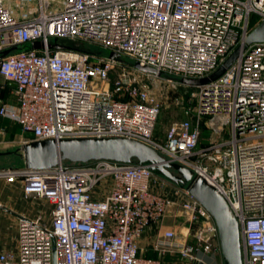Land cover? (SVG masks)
Returning <instances> with one entry per match:
<instances>
[{
  "label": "built area",
  "instance_id": "obj_1",
  "mask_svg": "<svg viewBox=\"0 0 264 264\" xmlns=\"http://www.w3.org/2000/svg\"><path fill=\"white\" fill-rule=\"evenodd\" d=\"M52 4L0 0V74L17 84L15 104L0 97V116L31 134L25 143L125 137L155 148L221 192L240 224L243 264H264V42L246 45L264 21V0H64L61 10ZM52 37L124 53L180 78L206 77L238 46L241 53L221 77L194 86L196 123L175 122L159 140L160 106L136 72L116 71L118 60L93 61L73 47L50 49ZM36 40L45 47L12 49ZM203 118L216 135L227 126L230 137L199 149ZM0 179L22 180L26 195L50 204L47 216L19 219L17 247L0 249V264H213L223 257L211 213L149 164L61 160L43 169L0 168ZM170 212L181 230L163 228ZM154 226L158 257L141 245Z\"/></svg>",
  "mask_w": 264,
  "mask_h": 264
},
{
  "label": "water",
  "instance_id": "obj_2",
  "mask_svg": "<svg viewBox=\"0 0 264 264\" xmlns=\"http://www.w3.org/2000/svg\"><path fill=\"white\" fill-rule=\"evenodd\" d=\"M257 42H264V21L253 28L246 38V45ZM30 47L39 50L45 46L43 41L36 40ZM48 47L50 49L71 48L57 42L56 39L50 42ZM12 49L4 51V54H8ZM240 53L241 46H238L214 72L206 77H183L180 81L189 86L210 83L232 67ZM109 57L119 60L120 53L112 51ZM134 67L146 73L162 75L155 68L143 66L139 62H135ZM13 85L17 84L13 82ZM3 154H18L24 159L25 167L34 169L49 168L57 165L61 160L89 162L107 159L121 163L137 161L149 164L166 179L186 186V189L211 213L219 229L224 264H243L240 224L221 192L204 176L178 162L169 161L158 150L143 142L125 137L45 139L23 143L14 151H0V155Z\"/></svg>",
  "mask_w": 264,
  "mask_h": 264
},
{
  "label": "rangeland",
  "instance_id": "obj_3",
  "mask_svg": "<svg viewBox=\"0 0 264 264\" xmlns=\"http://www.w3.org/2000/svg\"><path fill=\"white\" fill-rule=\"evenodd\" d=\"M63 1L64 0H53V4L50 9L61 10L63 7ZM13 7L16 9V5ZM257 20V16L252 15V25H255ZM51 40L54 41L55 38L52 37ZM59 41L71 47L75 46L88 50L92 54L93 61H97L102 57L109 58L110 53L112 52V50L102 48L99 45L74 41L68 38H61ZM134 63L135 61L133 59H131L126 54L121 53L115 70L119 71L122 66H125L126 68L136 72V74H138L140 78L143 79V82L147 84L151 97L155 99V101L160 106V114L155 131L156 138L159 140H164L169 127L175 122L189 120L193 123H196L197 116L195 114V109L197 100L194 94L196 92V88L194 86L182 84L180 82L181 78L173 74L163 73L161 76H158L137 70L134 67ZM115 74L116 72H113L112 75L114 76ZM119 97L126 98L127 95L122 94ZM208 121L209 118H203L201 120L202 136L198 147L199 149L209 146L212 140L226 139L230 137L227 126H223V129L220 131L221 133L216 135L209 127H207ZM25 135L30 136L31 134L25 133ZM10 137L11 136L8 134V128L6 126L0 125V151H14L17 149L14 144L10 143ZM134 163L138 162L135 161ZM0 166L7 168H22L23 162L21 159H19V157H17L16 154H3L0 155ZM182 226L183 224L181 223L180 227ZM0 227L2 228L1 235L4 238H11L13 240L12 247L16 248L18 230L7 225H5V227Z\"/></svg>",
  "mask_w": 264,
  "mask_h": 264
},
{
  "label": "crops",
  "instance_id": "obj_4",
  "mask_svg": "<svg viewBox=\"0 0 264 264\" xmlns=\"http://www.w3.org/2000/svg\"><path fill=\"white\" fill-rule=\"evenodd\" d=\"M13 6L14 3H11ZM3 80V81H2ZM0 97H2L6 102L16 103V86L13 82L0 79ZM0 125L6 126L8 128V134L10 137V143L14 144L19 148L26 140H29L30 136L25 135L22 129L12 120L0 116ZM19 159L22 160L23 166L25 167L24 159L16 154ZM0 168H7L0 166ZM50 210V204L45 198H39L34 196H28L25 193V184L22 180L10 183L5 179H0V226H11L18 230L19 219L20 218H30L34 219L38 216H47ZM182 222L179 218L175 217V214L170 212L169 216L165 218L164 229H175L181 230L180 224ZM0 227V249H10L15 250L13 246V240L10 238H4L1 235ZM157 227H152L141 240V245L144 246V253L150 257H158L159 254L156 252L152 243L156 236ZM17 244V242H16ZM17 247V245H16ZM213 264H223V257L218 256L216 259H210Z\"/></svg>",
  "mask_w": 264,
  "mask_h": 264
},
{
  "label": "trees",
  "instance_id": "obj_5",
  "mask_svg": "<svg viewBox=\"0 0 264 264\" xmlns=\"http://www.w3.org/2000/svg\"><path fill=\"white\" fill-rule=\"evenodd\" d=\"M31 45L28 43V44H23V45H21V46H19V47H17V49H19V50H27V49H30L31 47H30ZM73 48L74 49H77V50H82V51H87V52H89L88 50H85V49H82V48H78V47H75V46H73ZM2 78V76H1V74H0V79ZM17 124V123H16ZM20 128H21V126L19 125V124H17ZM22 129V128H21ZM14 136V133L12 132V134H11V137H13Z\"/></svg>",
  "mask_w": 264,
  "mask_h": 264
}]
</instances>
